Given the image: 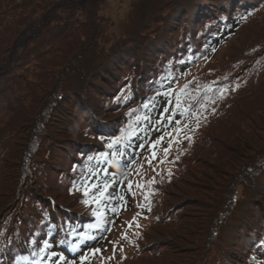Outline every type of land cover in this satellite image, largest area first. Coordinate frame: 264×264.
Segmentation results:
<instances>
[{"label":"trees","instance_id":"16d2710c","mask_svg":"<svg viewBox=\"0 0 264 264\" xmlns=\"http://www.w3.org/2000/svg\"><path fill=\"white\" fill-rule=\"evenodd\" d=\"M263 3L264 0H134L122 33L111 39L108 19L100 14L102 0H22L21 9L11 0L0 1V15L20 11L11 15L7 27H0V115L9 113V125L20 133L4 160L0 154L4 181L0 191V264H39L32 253L45 239L53 245L50 251L77 262L80 252L71 251L70 233L85 229L95 220L91 209L96 205H85L83 192L73 190V182L95 170L100 179L111 183L103 170L116 175L124 166L119 183L115 176L116 183L108 191L114 197L123 196L127 202L124 173L144 150L139 145L145 146L170 124L167 115L172 112L163 117L161 113L166 107L170 111L171 100L157 93L168 91L169 81L180 77L197 55H215L246 21L241 17L248 19ZM11 29L15 36L6 47L3 37ZM20 35L26 44L19 51ZM263 44L264 34L247 45L240 56L233 57L242 61L252 55L239 68H228L235 83L245 75L237 93L248 91L262 78ZM32 54L35 66L32 62L31 67L28 64L20 71V64ZM189 57L194 59L187 61ZM180 60L187 62L178 63ZM214 69L218 71L219 67ZM223 84L229 85L227 81ZM194 85L192 99L186 103L197 111L199 99L205 107L197 113L211 110L205 113V120L213 118L221 132L206 133L205 144L223 142L224 160L199 156L202 173L188 180L194 188L170 190L177 195L176 203L168 207L164 196L165 202L154 200L151 211L156 212L157 222L168 224L183 215H177L178 209L186 204L207 209L203 230L209 242L205 245L204 264H264V87L240 103L227 133L224 124L229 114L222 115L216 105L208 102H215L212 97L223 86L215 85L208 97L207 87L200 88L197 82ZM150 98L149 107L143 108ZM230 98L227 100L232 103ZM131 109L137 112L129 116ZM145 115L150 119L136 122V116ZM158 120L162 123L158 124ZM128 125L135 128L138 136L132 138V147H121L123 158L110 156L107 163L95 159L108 151L107 141ZM4 139L0 131L2 143ZM208 147L213 148L212 144ZM185 151L186 155L192 152L189 148ZM187 159L184 157L176 168L183 171ZM124 162L130 163L125 166ZM209 187L213 190H206ZM117 203L121 202L112 201V205ZM161 203L164 212L158 214L153 205ZM148 204L151 207L150 201ZM127 207L122 205L120 212ZM107 216L111 221L117 217L110 211ZM169 234L170 239L163 236L145 240L142 250H152L163 243L179 253L192 247L190 242L177 239V233ZM64 240L69 244L61 243ZM54 259L45 257L42 264H52Z\"/></svg>","mask_w":264,"mask_h":264},{"label":"rangeland","instance_id":"374dc122","mask_svg":"<svg viewBox=\"0 0 264 264\" xmlns=\"http://www.w3.org/2000/svg\"><path fill=\"white\" fill-rule=\"evenodd\" d=\"M11 1L18 9H21L20 3L22 0ZM133 1L134 0H102L103 5L100 14L104 15L108 19L107 24L110 26L108 34L111 39L116 38L122 33L124 25L129 20V13L131 11ZM18 12L20 11L12 12L11 15L15 16ZM11 15H0V27L4 29L10 24V18H12ZM263 34L264 3L259 6L256 12L248 17L245 22L240 23L234 37H231L225 44L221 45L218 50H216L217 52L215 55H197V59H195L194 62L191 61L189 67L185 68L183 71V73L187 74L180 75V77L177 76L178 80L175 83H172L168 90L172 93L168 96L172 104V108L169 112H172L175 108L177 96H179L181 100L182 107H188L186 101L192 99V93L194 91L193 87L196 82L200 88H203L204 86L207 87L205 95L209 97L212 93V88L215 87V85H218V87L220 85L223 86V82L227 81L229 89L223 98H220V93L218 92V95L212 97L215 99V102L212 103L209 100L208 102L213 104V106L216 105L217 109L221 110L222 115H225L226 112L229 114V118L225 122L226 124H224V132L230 133L227 126L234 119H236V114L241 108L240 103L248 101L249 98L261 92L262 87H264V72L260 76L262 78L257 85L246 92L240 91L237 93L236 90H239V88L236 87V84L240 85L243 82L245 75L238 78L235 83L230 77L233 72L229 71L228 68H239L244 63L249 62L252 55L247 58L243 57L242 61H236L233 57L240 56L247 45H250L254 41L260 39ZM14 36L15 32L11 29V31L4 35L2 44L8 47ZM17 40V44H19L18 50L20 51L25 47L26 43L23 41L21 35L17 38ZM262 48L263 46L261 49ZM236 53H238V55ZM31 56L32 57L28 59L29 61L26 60L24 63L22 62V64H20V71L21 67L24 69L25 66L26 69L28 64H30L29 67H31L32 62L35 61L33 54ZM33 65L35 66L34 62ZM214 67H219L218 71H215ZM36 68H38V66ZM224 77H227V79L225 80ZM190 81L191 83L189 84ZM185 84H189L187 95L180 93V89L183 88ZM209 88L211 90H208ZM124 91L125 90H123V92ZM17 94H21V92L17 90ZM230 96L233 98H230ZM227 98H230V100L233 99L232 103L228 101ZM128 108L129 106L126 105L125 109ZM197 111L202 112L203 110L200 109L199 106ZM197 111L188 114H182L181 111H178L174 120L167 127H163L162 131H160L157 135L155 134V136L151 138V141L144 146V150L136 159L135 164H133L126 171V173H124L123 189L125 190V193L127 192L128 201L126 204L128 207L124 211H121L118 215L116 214L117 217L115 216L112 220L114 221V224L109 226L111 230L104 233L103 239H99L97 242H90V247L81 248L79 251L80 253L78 252L79 254L76 256V264H81L79 256L84 255L86 252L89 253L90 259L85 261L84 264H204L203 257L207 250L205 245L209 242L207 232L203 230L206 220H208L207 209H198L194 206L192 207L186 204L181 207L180 210L178 209L177 215H183L176 217V222L161 224L156 220V212L153 213L151 210H148V201H145L144 199L145 194H151L150 203L152 209L154 200L158 202V199L163 200L165 196L169 207L173 203H176L175 197L177 196L174 193H169L170 190H177L179 187L180 189L187 187H189V189L192 187L194 188V184L190 183L188 180H192L193 178L196 179L197 176L202 173L203 165L198 159L199 156L202 155L210 160H213L214 157L224 160L223 142H220L219 140L213 141L208 145L205 144V142H207L206 133L211 135L212 133L218 134V132H221L217 131L213 118L210 119V122L205 120V113L208 115L207 111L211 110L206 109L202 114L200 112V114L197 113ZM8 114L5 113L0 115V131L3 134V137H5L3 143L0 140V154L3 160L10 153V150L13 147L11 145L12 141H16L17 138L20 137V133L9 125V119L11 118ZM197 115H199L198 121ZM223 117L224 116L221 118ZM175 121H180V124L177 125ZM79 126L83 128L84 124H79ZM177 127L182 129V131L178 134L173 131V129ZM219 128H221V126ZM90 131L92 130L90 129ZM202 131H204L205 134H202ZM167 133H171V136L167 135ZM162 135L165 139L161 144L155 147L157 157L155 160H152V164L149 166L148 159L151 158L153 151L151 146L152 142L157 140ZM186 137H190V139ZM170 142L172 143L171 151L167 156H165L163 150L168 148ZM210 144H212L213 148L208 147ZM179 148L181 152H178ZM185 148L192 150L190 155H186L187 152L185 151ZM184 157H189V159L185 161V168L182 171L180 168H176V164L181 165ZM3 160L0 159V191H2L4 184V181L2 180L3 170L1 165ZM161 160H165L166 162L160 163ZM124 163L126 166L130 162ZM141 165H143V167H141ZM123 167L124 166H120L119 172L123 169ZM153 169H155V171ZM169 171L171 172L170 176ZM119 172L115 175L117 183H119ZM153 177H155V182L152 184H146V181L152 180ZM128 181L133 182L132 191L136 193L135 195H132L131 192H129ZM137 182L144 184L145 187L142 189L137 188ZM113 190H115V188ZM206 190L212 191L213 189H210L209 187ZM213 194H215V191H213ZM141 204L145 205V207L141 208L138 206ZM153 209L157 210L158 214H160L161 211L164 212L162 203L159 205H153ZM164 209L168 210V208ZM173 211L176 212L177 210ZM138 213L139 215L137 216ZM133 217H137V220L133 222L132 228L129 229L128 222L133 221ZM107 219L111 221V217L107 216ZM137 223L139 224V227L136 226ZM126 230L129 237L127 240L122 238V234ZM169 232L177 233L178 237L176 238L179 240L186 243L190 242L189 245L192 246L190 247V250H183L179 253L178 250L164 245L166 243L156 247L153 246L152 248L155 249L152 250H142V242L154 237L162 238L163 236L170 239L172 236ZM137 233H139V235H137ZM113 241L118 243L114 246L112 243ZM133 241L135 243H133ZM96 248L101 249V252L92 256L91 249Z\"/></svg>","mask_w":264,"mask_h":264},{"label":"snow or ice","instance_id":"6c2138e0","mask_svg":"<svg viewBox=\"0 0 264 264\" xmlns=\"http://www.w3.org/2000/svg\"><path fill=\"white\" fill-rule=\"evenodd\" d=\"M251 15V13H249ZM241 19H247V17H241ZM214 51V49H213ZM255 51V49H253ZM191 59H194V57L187 58V61H190ZM186 60H180L178 63H186ZM187 73H182L180 75H186ZM226 80L227 77H224ZM178 80V77H173L172 80L169 81V84L171 86L172 83H175ZM191 81L189 82V84ZM215 83V82H213ZM189 84H185L183 88L180 89V93L187 95V90L189 87ZM236 87L239 88L240 85L236 84ZM229 86L227 84L223 85V87L217 89V91L220 93V98H223V96L228 92ZM208 90H211L210 88ZM172 93L171 91H165L163 93H157V95H164V96H170ZM151 99H149L148 102L144 103L142 105L143 108H148L149 103H151ZM214 102V101H213ZM197 103L200 107H204L203 104L199 103V99H197ZM177 111H181L182 114H188L195 111V108L193 105H188V107H182L181 100L179 96H177L176 100V106L172 110V113L170 115H167V120L169 123H171L174 120L175 114ZM137 112V109H131L128 113L129 116H132L134 113ZM169 112V109L166 107L164 109V112L161 113V116L163 117L166 113ZM150 117L147 115L145 116H136L135 120L138 123L141 120H148ZM199 120V115H197V121ZM158 124L162 123V120L157 121ZM177 125L180 124V121H175ZM174 132L177 134L182 131L179 127L173 129ZM167 135L171 136V133H167ZM134 136H138L137 131L135 128L132 127V125H128L125 129L121 130L120 134L116 136L115 138L109 139L107 141L106 147L108 151L101 152L98 154L95 159L98 161H103L105 163L110 162L109 157L110 156H116L123 158L124 153L120 150L121 147L123 148H129L132 147L131 140ZM190 139V137H186ZM103 140L104 137H101ZM165 137L162 135L157 140L152 142V154L151 158L148 159V164L151 166L152 160H155L157 157V152L155 151V147L159 144H161L164 141ZM139 148L143 149L144 144H140ZM172 148V143H169L168 148H165L163 151L165 153V156L169 154ZM115 149V151H113ZM178 159V157H177ZM165 160H161L160 163H165ZM132 164H135V161H131ZM143 167V165H141ZM155 171V169H153ZM105 172L106 176H109L111 179V183H109L107 180H102L99 178V173H97L95 170H90L89 174L87 176H82L78 181L73 182V190L75 191H81L83 192V195L85 199L83 200V203L85 205L88 204H95L96 207L91 209L92 215L95 217V220L91 223H89L85 229H81L77 231L76 229H73L70 233V235L73 237L72 242L70 243V249L72 252L78 253L82 247H90L89 242H97L99 239L104 238V233L107 231H110L111 228L110 225L114 224V221H110L107 219V212L110 211L114 214H119L121 210V206H126V201L124 200L123 196L114 197L111 193H109L108 189L112 187V184L116 183L115 175L107 173L106 169L103 170ZM171 175V172L169 171V176ZM155 182V177L152 178V180L146 181V184H152ZM137 188H144V184L136 183ZM133 188V182L128 181V190L131 192L132 195H135L136 193L132 191ZM154 191V190H153ZM151 194H145L144 199L145 201H150ZM113 200H118L121 203H117L115 205H112ZM139 207L143 208L145 205L141 204L138 205ZM148 210H151V207L149 205ZM139 213L137 214V216ZM137 220V217H133V221L128 222V228H132V224L134 221ZM139 227V224L136 225ZM139 235V233H137ZM122 238L127 240L129 239L127 230L122 234ZM31 243L37 244L36 240H32ZM63 244H69L68 240L61 241ZM114 246L118 243L116 241L112 242ZM133 243H135L133 241ZM261 245L264 246V241H261ZM53 247V245L50 243L49 240L45 239L42 242L38 244V251L33 252L32 255L38 257L39 264H42L43 259L47 257L48 259H51L55 257L56 259L52 260V264H76V261L68 260L63 253H57L55 251H50V249ZM101 249H91V255L95 256L97 253H100ZM21 259H28V257H21ZM81 264H84L85 261L90 259L89 253H85L84 255L79 256ZM111 259V258H108Z\"/></svg>","mask_w":264,"mask_h":264}]
</instances>
